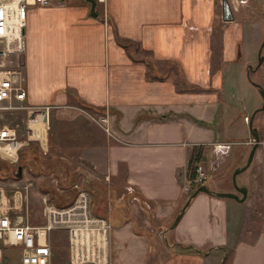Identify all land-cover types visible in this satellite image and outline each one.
Returning a JSON list of instances; mask_svg holds the SVG:
<instances>
[{"label":"crops","instance_id":"obj_1","mask_svg":"<svg viewBox=\"0 0 264 264\" xmlns=\"http://www.w3.org/2000/svg\"><path fill=\"white\" fill-rule=\"evenodd\" d=\"M220 10L219 0H105L97 3V18L85 0L29 9L26 103L53 106L56 116L82 102L100 112L79 109L110 116L115 139L74 111H67L74 119L61 136L72 142L75 159L88 164L91 178L113 186L98 214L113 224L112 264L116 247L131 237L153 244L155 260L164 242L160 264H264L256 203L262 177L250 183L243 203L200 193L170 229L192 195L195 154L208 172L206 160L227 161L222 147L237 139L235 164L247 158L248 140L238 139L248 138L241 126L254 55L238 44L243 29L224 22ZM251 101L254 111L258 105ZM62 145L53 142L56 149ZM257 157L263 165L259 148ZM110 205L124 214L112 215ZM128 211L137 213L141 227Z\"/></svg>","mask_w":264,"mask_h":264},{"label":"rangeland","instance_id":"obj_2","mask_svg":"<svg viewBox=\"0 0 264 264\" xmlns=\"http://www.w3.org/2000/svg\"><path fill=\"white\" fill-rule=\"evenodd\" d=\"M228 1L234 15V21L230 24L234 23V25H238L239 31L237 32H240L242 29L244 32L242 38L240 35H237L238 44L244 46L246 54L252 52L254 55L250 78L253 82H256L264 88V62L262 66L257 69L258 56L256 55L261 44L264 42V0ZM222 4L223 0H219V7L221 10ZM218 20L220 21L219 18H217V21ZM247 80V86L250 90L247 91L244 98L246 101L248 100V105L246 107V109L248 108V113H245L246 117L243 118L241 129L245 131L248 138L238 139L242 140L244 144L246 140H248V148H246L245 151V156H247V158L244 162L235 164L236 153L239 149L237 146L239 143L236 142L238 143L237 145L233 143L237 140L235 139L233 142L225 143V147H222L223 153L225 152L226 155L225 160L227 161H220L217 159V155L216 158L210 157V159L206 160L210 165V169L208 170V178L204 181L203 185L208 186L213 192H226L227 190L225 191V188H230L233 191H236L233 184V174L238 168L246 165L253 147V145L249 144L251 140L254 139L249 131V119L252 113L262 106L263 99L258 89L251 84L249 79ZM251 100H255L258 105L254 111L252 110ZM58 110L59 109H57V113L64 110L66 113L56 114V116H54L56 108L52 110L49 148L46 152L41 150L37 145L30 144L20 150L18 156L15 157L13 161H8L0 157V188L5 192L4 208L6 210H13V212L11 211L13 215L17 214L23 215L25 218L27 217L32 225L44 224L43 209L45 199L57 206H66L75 200L80 191H86L92 197L93 209L98 215L101 214V211L103 212V200H108V197H111V194L108 193V191L111 189L113 190V188H111L113 187L111 183L93 177L91 178L92 171L88 164L82 159H75L71 154L69 145H72V142L65 143L62 141L63 136H61V134L63 135L65 131H68L69 121L74 119V115L68 114L67 111H74L84 119L88 120L89 123L99 127L93 118L89 116V114L93 115V113L79 108L70 109V107L64 108V110ZM28 118V111H11L4 113L2 123L17 128L19 133L23 134L25 132ZM254 127L259 131L260 141L264 140V111L257 114L254 121ZM103 132L105 133V131ZM57 140L63 144L61 149L53 147V142ZM258 148L259 153L263 151L264 160V146L259 145ZM258 157L254 159L251 166L246 171L238 175L237 187L249 189L250 183L255 182L257 178L261 179L262 177L263 180L264 161L262 165V162L259 163ZM221 158H223V156ZM204 166L207 167V165ZM19 167H22L23 169L21 178L16 176ZM260 186V199L256 203L258 205V214H261V220L263 222L264 188L262 184ZM112 190L111 192H113ZM193 193L194 191L192 190V195ZM103 196H105L104 199ZM15 207L18 211L14 210L16 209ZM121 212L122 210H118L117 206H111L112 215L115 213L116 215L124 214V212ZM127 214H129V217L133 220L136 227L139 228L142 226L139 221L140 218L136 215L137 213L133 216L131 212L128 211ZM122 232L123 235L127 234L128 228H124ZM52 240L56 244L58 243V248L56 247L58 264H66L68 260L66 235L64 233H55L52 236ZM159 241L161 240L159 239ZM153 246L154 245L151 243H145L141 238L131 237L116 247L113 254V264H160L159 262L163 261L166 256L163 254L165 243L162 242L160 244L162 256H160L158 260L152 259L154 254L149 253L151 250L150 248H153ZM147 255L149 257L148 259ZM19 256L20 253L18 251L5 249L4 264H17Z\"/></svg>","mask_w":264,"mask_h":264},{"label":"built area","instance_id":"obj_3","mask_svg":"<svg viewBox=\"0 0 264 264\" xmlns=\"http://www.w3.org/2000/svg\"><path fill=\"white\" fill-rule=\"evenodd\" d=\"M62 1L0 0V150L9 148L14 151L13 157L5 156L2 151V159L13 161L19 151L30 144L37 145L44 152L49 148L51 113L54 107H35L26 103V29L30 8H48ZM96 1L103 3L105 0ZM19 110L29 113L23 134H20L17 128L2 123L4 113ZM89 116L109 137L115 139L108 114ZM254 143L255 140L252 139L249 144ZM260 145L264 146V140L260 141ZM207 178V170L198 165L195 183L203 184ZM4 198L5 192L0 188V264H4L5 249L20 253L17 264H58V243L52 240L55 233L66 235V264H112L110 240L114 230L113 224L109 215L98 216L94 212L92 197L88 192L80 191L75 200L66 206H57L45 199V222L42 225L30 224L28 218L23 215H10L4 208ZM14 210L18 211L17 208Z\"/></svg>","mask_w":264,"mask_h":264},{"label":"water","instance_id":"obj_4","mask_svg":"<svg viewBox=\"0 0 264 264\" xmlns=\"http://www.w3.org/2000/svg\"><path fill=\"white\" fill-rule=\"evenodd\" d=\"M87 3L90 4L91 6V13L90 15L94 18H97L98 17V14H97V11H96V8H97V1L96 0H85ZM222 12H223V20L224 22H233L234 21V15L232 13V9H231V6H230V3L228 0H223V4H222ZM263 49H264V42L261 44L260 46V49L258 51V65H257V69L259 67L262 66L263 62H264V57H263ZM250 72H251V69L248 70V79L249 81L251 82V84L253 86H255L262 99H263V103H262V106L258 109H256L250 119H249V131L251 133V135L253 136L254 140H255V143L251 149V152L249 154V157H248V160H247V163L245 166L241 167V168H238L234 174H233V184L236 188V191L235 192H213L208 186L206 185H202L200 188H198L194 193L193 195L189 198V200L185 203V205L183 206V208L181 209L180 213L177 215V217L175 218L173 224L171 225L170 229L171 230H174L178 224L180 223L182 217L184 216L187 208L190 206L191 204V201L194 197H196L197 195H199L200 193H205V194H208V195H212V196H215V197H218L220 199H232V200H235L239 203H243L244 201H246L247 199V196H248V189L247 188H239L237 187V177L239 174L243 173L244 171H246L252 164L253 160H254V157L256 155V151L260 145V135H259V131L257 128L254 127V121H255V118L257 116V114L259 112H262L264 111V88L257 84L256 82H253L250 78ZM22 167H19L18 169V173L16 174V176L18 178H21L22 177ZM225 259H223V263H224Z\"/></svg>","mask_w":264,"mask_h":264},{"label":"trees","instance_id":"obj_5","mask_svg":"<svg viewBox=\"0 0 264 264\" xmlns=\"http://www.w3.org/2000/svg\"><path fill=\"white\" fill-rule=\"evenodd\" d=\"M119 44L124 46L125 48H127L130 44V42L128 41H120L118 40ZM151 71L153 72V67L151 69ZM151 77L153 78V76L151 75ZM156 78V77H155ZM79 105L81 109H85V110H90V111H96V112H100L98 109L88 106L82 102H79ZM104 114V113H103ZM201 161V153H197L195 154L191 160H190V165H189V181H190V187L192 188V190L195 192L198 188H200L203 184H197L195 183V180L197 178V167L199 162Z\"/></svg>","mask_w":264,"mask_h":264},{"label":"bare ground","instance_id":"obj_6","mask_svg":"<svg viewBox=\"0 0 264 264\" xmlns=\"http://www.w3.org/2000/svg\"><path fill=\"white\" fill-rule=\"evenodd\" d=\"M2 151H3V154H5V156H10V157L12 156L13 157V153H14L13 150H9V148H6L4 150H0V153H2Z\"/></svg>","mask_w":264,"mask_h":264},{"label":"flooded vegetation","instance_id":"obj_7","mask_svg":"<svg viewBox=\"0 0 264 264\" xmlns=\"http://www.w3.org/2000/svg\"><path fill=\"white\" fill-rule=\"evenodd\" d=\"M251 68H252V67H251ZM251 68H250V69H251ZM250 73H251V72H250Z\"/></svg>","mask_w":264,"mask_h":264}]
</instances>
